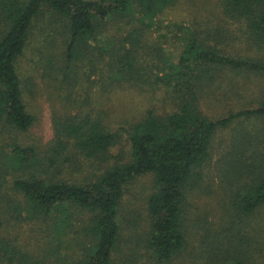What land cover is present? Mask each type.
<instances>
[{"label":"trees","instance_id":"trees-1","mask_svg":"<svg viewBox=\"0 0 264 264\" xmlns=\"http://www.w3.org/2000/svg\"><path fill=\"white\" fill-rule=\"evenodd\" d=\"M219 1L225 15L243 23L245 37L264 50V0ZM178 2L0 0L1 16L6 23L0 38V121L20 132L29 131L34 124L35 118L24 101L17 63L39 16L51 14L61 19L57 25L68 36L69 62L93 56L102 58L108 53L113 57L115 78L130 80L140 72L148 30L164 24L162 16ZM115 26L118 34L108 36ZM207 43L197 36L191 37L179 60L167 58L165 66L156 73L155 82L165 83L174 92L178 108L165 114L150 110L129 128L120 129L126 131L130 143L124 161L109 162L111 148L122 135L120 130L113 132L89 115L69 116L55 122L52 154L60 156L73 145L88 158L109 162L94 179L82 183L47 180L30 168L41 166L37 151L31 146L12 144L15 164L27 171L13 180V187L23 196L30 216H56L57 212L71 208L90 214L84 230L90 245L72 257V264H112L121 238L120 206L126 186L145 175H151L155 183L147 202L151 219L146 246L159 263H169L179 256L187 243L184 218L189 197L201 185L218 131L236 120L240 129L221 162L224 172H228L225 177L237 181L232 205L244 215L264 207V98L256 108L217 119L206 114L199 101L205 80L214 79L219 70L264 75V60L230 56ZM162 50L165 49L161 47ZM258 133L260 138L255 139ZM49 160L50 164L55 162V158ZM229 264L249 263L230 260Z\"/></svg>","mask_w":264,"mask_h":264},{"label":"rangeland","instance_id":"rangeland-1","mask_svg":"<svg viewBox=\"0 0 264 264\" xmlns=\"http://www.w3.org/2000/svg\"><path fill=\"white\" fill-rule=\"evenodd\" d=\"M162 19L164 24L148 30L140 75L130 80L115 78L113 57L108 53L102 58L69 62L68 36L57 25L61 23L58 16L45 14L34 21L28 46L17 63L34 124L29 131L20 132L0 121V264H72V257L90 245L84 232L88 212L71 208L56 216H30L23 196L13 187V180L24 174V168L15 164L12 144L37 151L41 166L30 168L47 180L86 182L104 171L109 162L127 159L130 143L126 131L120 129L129 128L150 110L165 114L178 108L174 92L165 83L155 82V76L167 58L179 60L191 37L197 36L230 56L264 60V50L245 37L241 21L223 13L219 0H179ZM116 28L107 35L116 36ZM5 30L0 11V38ZM161 47L165 50L160 51ZM205 82L199 101L214 119L256 108L264 98V75L259 73L221 69ZM86 115L122 134L111 148L109 162L88 158L73 145L60 156L52 154L55 122ZM240 125L233 121L215 136L201 185L187 203V243L180 255L169 263H159L146 246L151 219L147 202L155 183L151 175H145L126 186L120 206L121 238L112 264H229L230 260L264 264V207L251 215L237 211L232 205L237 181L225 177L228 172L221 164ZM254 137L260 138L259 133ZM50 158L55 162L50 164Z\"/></svg>","mask_w":264,"mask_h":264}]
</instances>
